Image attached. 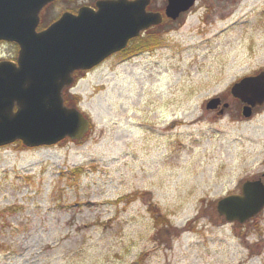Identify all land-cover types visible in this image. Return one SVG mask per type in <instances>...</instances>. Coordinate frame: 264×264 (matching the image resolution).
<instances>
[{
    "label": "rangeland",
    "instance_id": "rangeland-1",
    "mask_svg": "<svg viewBox=\"0 0 264 264\" xmlns=\"http://www.w3.org/2000/svg\"><path fill=\"white\" fill-rule=\"evenodd\" d=\"M186 23L178 57L65 90L90 119L80 140L0 147V264H264V215L215 222L259 170L257 126L205 108L264 62V0Z\"/></svg>",
    "mask_w": 264,
    "mask_h": 264
},
{
    "label": "water",
    "instance_id": "water-1",
    "mask_svg": "<svg viewBox=\"0 0 264 264\" xmlns=\"http://www.w3.org/2000/svg\"><path fill=\"white\" fill-rule=\"evenodd\" d=\"M46 1L0 0V39L19 45L18 64L0 61V146L16 139L30 147L54 144L66 136L81 139L89 129L84 114L64 104L62 91L73 82L74 69L95 64L84 51L101 30L93 26L92 16L84 14L63 15L36 31L38 10ZM181 1L184 7L192 2ZM256 80L243 76L231 85V91L244 99L246 87H260ZM219 103V96L211 97L206 108ZM227 105L223 103L218 113ZM241 190L217 201L218 212L228 220L243 222L264 205V188L257 181H244Z\"/></svg>",
    "mask_w": 264,
    "mask_h": 264
},
{
    "label": "flooded vegetation",
    "instance_id": "flooded-vegetation-1",
    "mask_svg": "<svg viewBox=\"0 0 264 264\" xmlns=\"http://www.w3.org/2000/svg\"><path fill=\"white\" fill-rule=\"evenodd\" d=\"M234 1L192 0L189 6L184 7L181 0H47L38 10L35 30H45L63 15L92 16L93 26L101 31L84 53L96 63L89 68L74 69L73 78L79 79L98 73L102 68L113 71L123 65L162 63L178 57L180 47L186 44L188 17L197 13L200 22L204 23L209 14H222L233 8ZM8 45H11L10 49ZM18 51L16 42L0 39V61L17 64ZM243 76L257 77L256 85L260 87H246L244 99L235 96L229 88L228 92L219 95L220 104L210 111L217 114L223 102L227 101L225 111L230 112L233 120L256 124L262 153L259 170L248 179L257 181L264 188V62ZM216 213L217 224L246 227L249 231L264 215V206L244 222L228 221L224 215Z\"/></svg>",
    "mask_w": 264,
    "mask_h": 264
},
{
    "label": "trees",
    "instance_id": "trees-1",
    "mask_svg": "<svg viewBox=\"0 0 264 264\" xmlns=\"http://www.w3.org/2000/svg\"><path fill=\"white\" fill-rule=\"evenodd\" d=\"M63 97H64V101H65L66 104H68V105H73V104L71 103V101H69L68 97L65 95V91H64ZM76 99H79V97H76L75 100H76ZM74 105H76V103H74ZM19 142H20V141H19Z\"/></svg>",
    "mask_w": 264,
    "mask_h": 264
}]
</instances>
